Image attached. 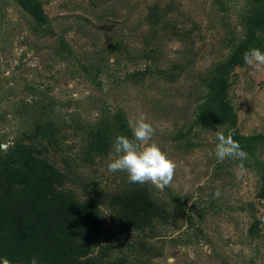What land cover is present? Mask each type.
<instances>
[{"label": "rangeland", "instance_id": "rangeland-1", "mask_svg": "<svg viewBox=\"0 0 264 264\" xmlns=\"http://www.w3.org/2000/svg\"><path fill=\"white\" fill-rule=\"evenodd\" d=\"M254 43L264 0H0V167L43 157L96 203L98 264H264V66L242 58ZM140 113L176 165L163 189L107 170ZM218 136L244 156L218 161ZM132 189L159 206L145 229L116 218L113 197Z\"/></svg>", "mask_w": 264, "mask_h": 264}, {"label": "trees", "instance_id": "trees-1", "mask_svg": "<svg viewBox=\"0 0 264 264\" xmlns=\"http://www.w3.org/2000/svg\"><path fill=\"white\" fill-rule=\"evenodd\" d=\"M263 46L254 43L250 49L262 50ZM92 146L105 152L108 145L95 140ZM65 176L36 155L25 168L0 167V190L5 191L0 197V264H30L32 257L39 264H98L90 242L102 227L99 208L92 200H80L67 189ZM143 196L141 189H132L113 197L117 220L130 229H145L159 215V206L150 196L138 199ZM47 203L58 207L60 220L54 219L55 211L45 212Z\"/></svg>", "mask_w": 264, "mask_h": 264}, {"label": "clouds", "instance_id": "clouds-1", "mask_svg": "<svg viewBox=\"0 0 264 264\" xmlns=\"http://www.w3.org/2000/svg\"><path fill=\"white\" fill-rule=\"evenodd\" d=\"M245 64L260 68L264 66V52L260 49H250L243 54ZM132 136H116L112 143L114 156L110 153L107 162L109 172L123 171L127 174V180L133 184L151 183L157 189H163L173 180L175 163L160 147L150 142L154 134L153 126L147 122L145 114L129 122ZM215 147V156L218 161H223L234 152L244 156L243 151L238 150V145L232 141L218 136ZM219 195V192L216 193ZM30 264H39L36 257H32Z\"/></svg>", "mask_w": 264, "mask_h": 264}]
</instances>
